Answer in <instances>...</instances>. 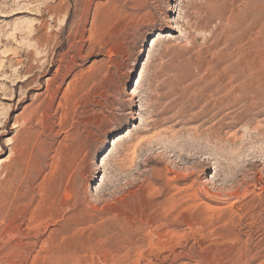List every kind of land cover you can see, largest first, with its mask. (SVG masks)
Returning a JSON list of instances; mask_svg holds the SVG:
<instances>
[{"label":"rangeland","instance_id":"374dc122","mask_svg":"<svg viewBox=\"0 0 264 264\" xmlns=\"http://www.w3.org/2000/svg\"><path fill=\"white\" fill-rule=\"evenodd\" d=\"M263 231L264 0H0V264H264Z\"/></svg>","mask_w":264,"mask_h":264},{"label":"bare ground","instance_id":"6f19581e","mask_svg":"<svg viewBox=\"0 0 264 264\" xmlns=\"http://www.w3.org/2000/svg\"><path fill=\"white\" fill-rule=\"evenodd\" d=\"M134 71H135V70H134ZM14 204H15V202L11 204V210H10L8 213H6L9 217H11V219L14 218V212L16 211V207H15L16 204H15V205H14ZM18 204H19V203H18ZM259 204H260V203H259ZM260 208H261V207H260ZM261 209H262V208H261ZM257 212H258V211H257ZM260 212H261V210H260ZM154 214H155V213H154ZM257 215H258V214H257ZM259 216H260V215H259ZM261 216H262V215H261ZM5 217H6V216H3L2 219H4ZM149 219H150V218H149ZM153 219H154V218H153ZM258 220H259V217H258ZM148 221H149V220H147V222H148ZM259 221H260V220H259ZM149 222H150V221H149ZM149 222H148L147 224H150ZM150 225H151V224H150ZM263 232H264V231H263ZM263 232H262V233H263ZM261 235H262V234H261ZM2 236H3V235L1 234L0 237H2ZM251 236H252V235H251ZM235 237H236V236H235ZM261 237H262V236H261ZM236 238H237V237H236ZM239 238H241V237H239ZM239 238H238V239H239ZM252 238H253V237H252ZM259 238H260V237H259ZM260 239H261L260 243H264V236H263L262 238H260ZM234 241L237 242V239H234ZM239 241H240V240H239ZM239 241H238V242H239ZM241 241L243 242L244 239L242 240V238H241ZM238 242H237V244H239ZM247 242H248V241H247ZM256 242H258V241H256ZM234 244H235V243H234ZM240 244H243V243H240ZM240 244H239V245H240ZM254 244H255V243H254ZM239 245H238V246H239ZM236 246H237V245H236ZM238 246H237V247H238ZM240 246H241V245H240ZM243 246H244V245H243ZM250 246H251V245H250ZM250 246H248V247H250ZM256 246H258V245H256ZM263 246H264V245H263ZM237 247H236V248H237ZM245 247H246V246H245ZM251 247H254V246L252 245ZM239 248H240V247H239ZM242 248L244 249V247H242ZM242 248H241V249H242ZM246 248H247V247H246ZM246 248H245V251L247 252ZM257 248H260V245H259ZM257 248H256V249H257ZM241 249H239V250H241ZM250 249H251V248H250ZM258 250H260V249H258ZM261 250H262V248H261ZM233 251H236V250L234 249ZM233 251H232V252H233ZM255 251H257V250H255ZM240 252H241V251H240ZM242 252H243V251H242ZM251 252H252V251H251ZM251 252H250V253H251ZM4 253H5V256H6V257H10V256H11V253H7V252H4ZM255 253H256V252H255ZM255 253L252 252L253 255H256ZM232 254H233V253H232ZM232 254H230V255H232ZM237 254H238V253H237ZM234 255H235V254H234ZM244 255H245V254H244ZM253 255H252V256H253ZM227 256H228V255H227ZM235 256H237V255H235ZM235 256L232 255V258H233V257L235 258ZM239 256H242V255L239 254ZM256 256H258V254H257ZM260 256H261V255H260ZM6 257H5V258H6ZM243 257H244V256H243ZM234 258H233V259H234ZM239 258H240V257H239ZM252 258H253V257H252ZM252 258H251V259H252ZM6 259H10V258H6ZM229 259H230V258H229ZM233 259H232V260H233ZM241 259H242V257H241ZM243 259H246V258H243ZM243 259H242V260H243ZM249 259H250V258H249ZM249 259H248V260H249ZM251 259H250V260H251ZM254 259H255V258H254ZM235 260H236V259H235ZM255 260H257V259H255ZM262 261H263V260H262ZM234 262H235V261H234Z\"/></svg>","mask_w":264,"mask_h":264}]
</instances>
